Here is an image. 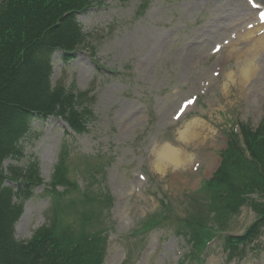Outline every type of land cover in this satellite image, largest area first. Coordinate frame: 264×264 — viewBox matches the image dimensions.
I'll use <instances>...</instances> for the list:
<instances>
[{"label":"rangeland","instance_id":"rangeland-1","mask_svg":"<svg viewBox=\"0 0 264 264\" xmlns=\"http://www.w3.org/2000/svg\"><path fill=\"white\" fill-rule=\"evenodd\" d=\"M94 1L78 17L88 37L83 47L67 64L60 54L51 62L53 84L89 94L88 131L75 135L59 118L33 121L21 142L22 158L3 167L35 165L48 185L67 148L71 181L81 192L90 188L91 197L111 198L88 203L87 212L99 215L90 212L81 223L105 233L103 264H181L188 243L177 232L187 220L208 216L197 191L218 168L227 132L264 121V22L258 19L264 0ZM249 63L256 68L249 79L223 93L226 73ZM185 127L188 143H178L177 129ZM164 142L182 149L187 163L161 176L151 169L149 151ZM93 167L101 170L91 181ZM50 205L43 185L34 189L15 224L17 240L28 241L48 224ZM255 219L245 206L224 234L241 235ZM80 221L74 213L63 220L75 227ZM202 264H264V248L227 262L216 240Z\"/></svg>","mask_w":264,"mask_h":264},{"label":"trees","instance_id":"trees-1","mask_svg":"<svg viewBox=\"0 0 264 264\" xmlns=\"http://www.w3.org/2000/svg\"><path fill=\"white\" fill-rule=\"evenodd\" d=\"M92 6V0H0V264L104 262L105 233L86 231L81 223L91 212H87V204L105 201L106 196L91 197L90 188L81 192L78 183L71 181L65 147L48 185L35 165L26 171L3 167L7 160L22 158L21 142L28 136L32 121L54 117L77 135L88 131L92 116L84 107L88 93L67 89L62 83L53 85L51 62L57 54L65 63L70 62L83 47L87 37L77 19ZM220 159L211 179L197 192L206 198L208 216L187 220L177 232L188 243L181 264H202L213 240L221 244L227 262L244 260L249 249L264 248V122L255 129L240 124L237 131L229 132ZM42 185L51 200L48 224L28 241H19L14 227L23 203ZM74 193L79 196L77 201L69 198ZM245 206L256 214L255 221L241 235L224 234L232 217ZM71 213L82 215L79 229L63 222Z\"/></svg>","mask_w":264,"mask_h":264},{"label":"clouds","instance_id":"clouds-1","mask_svg":"<svg viewBox=\"0 0 264 264\" xmlns=\"http://www.w3.org/2000/svg\"><path fill=\"white\" fill-rule=\"evenodd\" d=\"M251 74V68L245 64H237L232 70H229L224 81L221 83V91L228 94L230 90L247 81ZM176 140L178 143H188V129H177ZM151 159V169L158 175H165L169 170L175 171L185 166L187 161L182 158V149L169 142L163 144H153L149 151Z\"/></svg>","mask_w":264,"mask_h":264},{"label":"bare ground","instance_id":"bare-ground-1","mask_svg":"<svg viewBox=\"0 0 264 264\" xmlns=\"http://www.w3.org/2000/svg\"><path fill=\"white\" fill-rule=\"evenodd\" d=\"M250 34L249 35H246V37L243 39L245 42H249L252 38H249ZM248 66L251 68L252 71H254L256 68H255V65L252 66L251 63L248 64Z\"/></svg>","mask_w":264,"mask_h":264},{"label":"snow or ice","instance_id":"snow-or-ice-1","mask_svg":"<svg viewBox=\"0 0 264 264\" xmlns=\"http://www.w3.org/2000/svg\"><path fill=\"white\" fill-rule=\"evenodd\" d=\"M188 103H191V101H189ZM187 105H185V107H186ZM177 119H179V116L177 117Z\"/></svg>","mask_w":264,"mask_h":264}]
</instances>
